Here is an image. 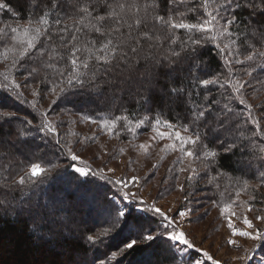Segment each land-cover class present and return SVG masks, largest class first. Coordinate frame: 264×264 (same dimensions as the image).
<instances>
[{
	"label": "trees",
	"instance_id": "obj_1",
	"mask_svg": "<svg viewBox=\"0 0 264 264\" xmlns=\"http://www.w3.org/2000/svg\"><path fill=\"white\" fill-rule=\"evenodd\" d=\"M236 2L241 6L236 7ZM236 2L0 0V112L15 114L0 117V140L5 141L0 146V183L18 181L32 163L47 170L23 185L0 188L4 201L0 206V264H180L175 246L170 247L173 244L164 236L155 235L151 241L140 238L141 232L151 233L159 220L151 212L139 213L130 205L120 223L112 225L113 210L124 204L123 195L84 159H71L66 121H59L56 115L94 121L121 138L149 130L158 116L187 129L193 138L199 136L196 144L184 148L201 159L206 176L218 187L227 189L232 180L234 188L246 182L264 184V152L260 150L264 147V56L259 55L264 52V12L247 6V0ZM130 3L141 11H128ZM118 4L126 5L125 11L110 17L113 11L119 12ZM209 13L216 17L212 32L171 27L173 23H203L212 19ZM100 16L106 19L98 21ZM160 16L164 23L156 19ZM228 20L233 22L228 24ZM89 23L101 31L96 32ZM36 27L42 33L36 47L21 56L35 34L24 29ZM12 28L19 31L12 33ZM222 28L228 31L220 35ZM73 35L76 41H72ZM212 36L216 39L209 38ZM109 40L119 46L117 56L108 62L97 60L105 54L101 46ZM121 41L125 43L121 45ZM73 45L79 49L74 58L83 83L66 86L73 70ZM137 46L134 55L130 49ZM173 51L180 56L172 57ZM248 55L253 60H246ZM84 61L89 64L87 69L82 66ZM140 68L144 74L136 72ZM204 79L217 83L205 87L200 83ZM13 80L20 85L18 89ZM236 81L247 82L240 93L234 91ZM55 84L65 87V92L60 94L57 88L54 93ZM122 84L126 90L118 88ZM172 89L182 91L173 93ZM61 109L65 111L59 112ZM200 110L205 117L193 124L192 115ZM249 112L259 122L258 131ZM48 122L54 132L40 130ZM233 144L236 146L226 151ZM209 151L217 155L210 157ZM76 167L90 170V174L80 176ZM257 195L254 192L252 197ZM27 207L34 211H13ZM58 220L67 225L63 231L57 227ZM33 221L45 233L43 238H37ZM100 228H107L108 233L95 243L84 239L97 236ZM131 239L137 240L136 245L122 251Z\"/></svg>",
	"mask_w": 264,
	"mask_h": 264
},
{
	"label": "rangeland",
	"instance_id": "obj_2",
	"mask_svg": "<svg viewBox=\"0 0 264 264\" xmlns=\"http://www.w3.org/2000/svg\"><path fill=\"white\" fill-rule=\"evenodd\" d=\"M136 72L144 74L145 70L140 68ZM126 87L118 86L125 90ZM58 118L66 121L71 152L117 186L125 204L120 209L127 210L131 205L139 213L146 210L157 216L158 222L149 230H153L154 236L161 235L169 240L168 232H185L193 247L171 242L180 255V264H193L194 260L200 264H215L216 261L220 264H264V238L238 234L247 231L253 236L264 237V219H258L264 217L262 182H246L234 188L230 179V188L218 187L206 176L200 158L184 155L174 136L159 134L180 132L188 137L187 130L172 124L168 127L158 116L151 121L149 130L129 138L115 137L108 128L85 118L69 114L56 115ZM133 178H136L135 183ZM254 192L258 194L255 198L252 197ZM153 207L161 209L164 215L157 214ZM181 211L185 212L184 216L179 214ZM245 218L253 227L244 223ZM230 240L235 243L230 244Z\"/></svg>",
	"mask_w": 264,
	"mask_h": 264
},
{
	"label": "snow or ice",
	"instance_id": "obj_3",
	"mask_svg": "<svg viewBox=\"0 0 264 264\" xmlns=\"http://www.w3.org/2000/svg\"><path fill=\"white\" fill-rule=\"evenodd\" d=\"M236 2V0H228V4L231 5L232 3ZM241 5L236 2V7H240ZM247 6L253 8V10L257 9V8H260L262 12H264V0H260V4H257L256 3V0H247ZM118 9H119V12L117 11H113L112 13H110V17L112 18H115L117 17L120 13H123L125 11V8H126V5L124 4H118L117 5ZM147 9H148V6L145 5L144 6V10L145 12H147ZM127 10L128 11H134L135 13H139L141 11V8L139 6H137L135 3H130L129 5H127ZM83 11L85 13H88V15H91V13L88 12V9H83ZM209 16H212V19L210 20H206L205 22L203 23H199V24H184V23H173L171 24V27L172 28H175V29H188V30H197V31H200L202 33H208V32H212L214 30V24L216 22V17L212 15V13H209L208 14ZM106 19V17L104 16H100V17H97V20L98 21H104ZM156 19H158L159 21H161L162 23H164V17L160 16V17H156ZM233 21L232 20H228L227 23L228 24H231ZM42 24L44 25H47L48 21L47 20H42L41 21ZM80 23L83 24L84 23V18H82L80 20ZM135 23L137 25H139L141 23V21L139 19H137L135 21ZM89 27H92L94 28V30L96 32H100L101 29L99 27H96L95 25L89 23L88 25ZM131 27V26H129ZM0 31H3L2 29H0ZM17 31H19V29L17 28H12L11 29V32L12 33H16ZM25 33H28L29 31H33L35 34L34 36L32 37V39H30L29 41H27V48H25V50L23 52L20 53L21 56H24L26 55L28 49H31V48H34L36 47V44H35V41L39 40V38L41 37L42 33H41V29L39 27H36L34 29H29V28H25L24 29ZM64 31H67V29H65ZM77 31H79V29H77ZM112 31H119V29H113ZM228 31L227 28H222V30L220 31V35H223L224 33H226ZM145 35H147V33H145ZM210 39H216L215 36H212V37H209ZM77 37L75 35L72 36V41H76ZM157 39H159V37H157ZM125 42L124 41H121V45H123ZM172 43H175V40L173 39ZM191 43L193 44H199L200 43V40H192ZM118 47L119 46H113V42L111 40H109L106 44L102 45L101 48L103 50V52L105 53L104 55H101V56H97L96 59L97 60H102V61H105V62H108L110 59H113L117 56L118 54ZM227 47V45L225 46ZM131 52L135 55L138 50H139V47H132L131 49ZM221 51H223L224 49H220ZM72 53H73V58L71 59V64H72V72L68 73L67 75V80H66V86H71L73 85L74 83H83V81L80 79V76H81V73L79 72L78 68H77V60L74 58L75 56V53L77 51H79V49H77L75 47V45H73L72 49H71ZM88 52H91L92 49H87ZM259 55L261 56H264V52H261L259 53ZM171 56L172 57H179L180 56V53L178 52H171ZM121 59H124V55H121L120 57ZM168 58V57H166ZM246 60H253V56L252 55H248L245 57ZM229 63H231L229 61ZM237 63H242V61H237ZM82 66L83 68L87 69L89 67V64L87 61H84L82 63ZM48 67H52V65H48ZM35 71V69H33V72ZM231 71V69H230ZM31 75V73H30ZM61 76L64 75V73L61 71L60 73ZM248 75H252L251 72L248 73ZM94 78V77H93ZM64 81L62 80L61 83H63ZM200 83L203 85V86H208L210 84H216L217 83V80L216 79H204L202 81H200ZM226 83H231V82H227ZM247 83V82H244V83H241L240 81H236L235 84L233 85L234 87V91L236 93H240L241 90L243 89L244 87V84ZM12 85L14 88H19L20 85L18 83H16L15 80L12 81ZM59 88V93L60 94H63L65 92V87H60L59 84H55L52 88V91L55 93L56 92V89ZM173 93H176V92H180L182 91L181 89H172L171 90ZM36 93L34 92V95ZM19 95V93H18ZM205 99H207V97H205ZM241 103H244L245 101L244 100H241L240 101ZM225 108H228V105L225 104L224 105ZM249 108H251V105H249ZM15 114L14 113H11V112H0V117H3V118H11L13 117ZM205 117V111L204 110H200L198 112H195L193 113L192 115V123L195 124L197 123L199 120L203 119ZM249 118L251 120V122L256 125L257 127V131L259 130V122L256 118H253L251 116V112H249ZM27 123H31V121H27ZM157 124H159V121H157ZM165 124L166 126L168 127H172L171 124H169L167 121H165ZM44 129H47L48 131H52L54 132L55 129L51 127L50 125V122L48 123H45L43 125V127L40 129L41 131H43ZM187 130V129H186ZM22 133H19L18 132V135H21ZM160 135H168L169 138H172V136L175 137V139L177 141H179L180 145H181V150L184 152V155L186 156H193L194 153L193 151L191 150H185L184 146L185 145H188V144H196L197 141L199 140V136L197 135L195 138H193L192 136H188V137H184L181 135L180 132H174V133H171V134H163V133H159ZM261 135H264V133H261ZM26 143V141H24ZM3 143H5V141H2L0 140V146H3ZM236 145L233 144L231 146H229L228 149H226V151H231L232 148H234ZM13 147H15V145H13ZM262 152H264V147H262L260 149ZM68 154L70 155L71 159L73 161H76V160H79L81 159V157H79L78 155L74 154L71 152V149L68 150ZM208 156L210 157H214L216 156V152L214 151H209L207 153ZM49 163L51 164V161H49ZM52 167H55V165H52ZM47 170L42 167L39 163H32L29 167V170L25 173V175L21 176L19 178L18 181H13L12 183H7V182H4V183H0V188H11L13 186V184H20V185H23L25 184L29 179L31 180H35L36 178L38 177H41L45 174ZM76 173H78L80 176H84V177H87L89 174H90V170L89 171H86L84 168H76L75 169ZM181 171H183V169H181ZM135 180L136 178H133V183H135ZM116 183H125L123 181H117ZM4 204V201L3 200H0V206H3ZM14 212H16V214H23L24 212H27V213H31L32 211H34V209H32L31 207H27V208H21L19 210L17 209H13ZM153 211H155L157 214L163 216L164 213L161 212V209L159 208H155L153 207ZM126 211L123 210V209H119V208H115L113 210V214H112V225L113 226H116V224L120 223V221L126 216ZM181 216H184L185 215V212L181 211L179 213ZM58 215V214H57ZM258 219H264V217H258ZM170 223H174V221H169ZM107 223V221H106ZM244 223L246 225H248V227H253L252 225V222L250 220H248L247 218L244 219ZM57 227L63 231L64 228L67 227V225L64 223L63 220H58L57 221ZM229 227L233 229V232L234 234H236V229L233 227V225L231 224V222H229ZM33 229L35 231V234L37 236L38 239L40 238H43L45 233L40 230L39 228V225L33 221ZM74 231V230H73ZM108 233V229H104L101 233L97 234V236H93V235H87L84 237V239H86L87 241L91 242V243H95V241L100 237V236H104ZM239 235H243V236H248V237H251L253 239H261V238H264V237H260V236H253V234L251 232H239L238 233ZM140 238H142L143 240L145 241H151L153 239H155V236L151 233H144V232H141L140 234ZM168 238H169V241L170 242H176V244H179V245H182V246H186V247H193V245L191 244V242L187 239L186 237V234L185 232L183 231H171V232H168ZM137 243V240L136 239H131L130 242H128L124 249L122 251H127L128 249H131L133 248ZM230 244H234L235 241H232L230 240L229 241ZM170 247H174V245H170ZM205 255H207V253H205ZM113 258H115L116 256V253H113L112 254ZM173 258H174V254H173ZM74 264H80V262L78 261H75ZM93 264H95V262H93ZM101 264H103V262H101ZM193 264H200V262L198 260H194ZM215 264H220L219 261H216Z\"/></svg>",
	"mask_w": 264,
	"mask_h": 264
}]
</instances>
